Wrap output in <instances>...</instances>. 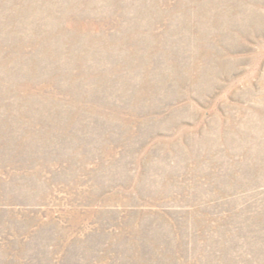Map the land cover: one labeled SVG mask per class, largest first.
Returning <instances> with one entry per match:
<instances>
[{"label":"rangeland","instance_id":"374dc122","mask_svg":"<svg viewBox=\"0 0 264 264\" xmlns=\"http://www.w3.org/2000/svg\"><path fill=\"white\" fill-rule=\"evenodd\" d=\"M0 264H264V0H0Z\"/></svg>","mask_w":264,"mask_h":264}]
</instances>
